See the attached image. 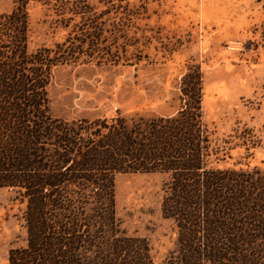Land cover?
Wrapping results in <instances>:
<instances>
[{"label": "trees", "instance_id": "1", "mask_svg": "<svg viewBox=\"0 0 264 264\" xmlns=\"http://www.w3.org/2000/svg\"><path fill=\"white\" fill-rule=\"evenodd\" d=\"M124 1L102 0L107 9L97 12L88 0H12L0 14V189L25 204L26 229V246L11 249L7 264H156L146 240L128 236L116 217L120 173L168 176L161 214L176 228V248L159 264H264V167L216 166L229 156L211 146L199 66L187 65L173 116L130 124L51 117L52 70L94 58L101 16L148 19L146 2ZM31 4L83 24L53 48L30 51ZM126 54L105 51L104 60L129 62ZM234 138L247 153L254 146L247 129Z\"/></svg>", "mask_w": 264, "mask_h": 264}, {"label": "rangeland", "instance_id": "2", "mask_svg": "<svg viewBox=\"0 0 264 264\" xmlns=\"http://www.w3.org/2000/svg\"><path fill=\"white\" fill-rule=\"evenodd\" d=\"M88 1L97 12L107 9L102 0ZM127 1L129 8L146 2L148 19L122 23L119 12L101 16L97 26L105 32L94 58L52 70L51 117L69 124L125 118L130 124L137 118L173 116L180 106L181 77L188 64L197 65L211 146L224 149L220 157L229 156L216 166L264 167V0ZM127 1L118 4L125 7ZM11 8L12 0H0V14ZM29 23L30 51L53 48L71 27L83 24L78 18L66 23L39 4L29 6ZM105 51H126L129 62L104 60ZM245 129L249 147L254 145L248 153L234 138ZM168 180L161 174L114 176L120 227L146 240L156 264L176 248V228L161 214ZM24 209L17 193L0 189V264H7L11 249L26 246Z\"/></svg>", "mask_w": 264, "mask_h": 264}]
</instances>
